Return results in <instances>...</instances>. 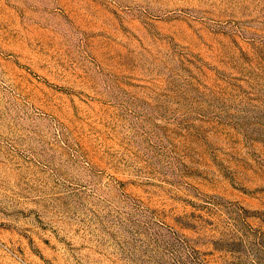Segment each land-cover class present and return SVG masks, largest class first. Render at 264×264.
Masks as SVG:
<instances>
[{
  "label": "rangeland",
  "instance_id": "374dc122",
  "mask_svg": "<svg viewBox=\"0 0 264 264\" xmlns=\"http://www.w3.org/2000/svg\"><path fill=\"white\" fill-rule=\"evenodd\" d=\"M0 264H264V0H0Z\"/></svg>",
  "mask_w": 264,
  "mask_h": 264
}]
</instances>
